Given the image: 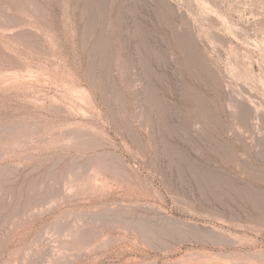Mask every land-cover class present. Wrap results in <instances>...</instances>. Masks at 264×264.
I'll list each match as a JSON object with an SVG mask.
<instances>
[{"label": "rangeland", "instance_id": "1", "mask_svg": "<svg viewBox=\"0 0 264 264\" xmlns=\"http://www.w3.org/2000/svg\"><path fill=\"white\" fill-rule=\"evenodd\" d=\"M0 264H264V0H0Z\"/></svg>", "mask_w": 264, "mask_h": 264}, {"label": "bare ground", "instance_id": "2", "mask_svg": "<svg viewBox=\"0 0 264 264\" xmlns=\"http://www.w3.org/2000/svg\"><path fill=\"white\" fill-rule=\"evenodd\" d=\"M208 235V234H207ZM212 240V239H211Z\"/></svg>", "mask_w": 264, "mask_h": 264}]
</instances>
